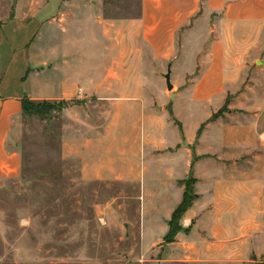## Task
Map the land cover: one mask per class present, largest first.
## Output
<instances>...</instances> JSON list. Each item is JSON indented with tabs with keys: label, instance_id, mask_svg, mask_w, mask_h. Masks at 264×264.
<instances>
[{
	"label": "rangeland",
	"instance_id": "1",
	"mask_svg": "<svg viewBox=\"0 0 264 264\" xmlns=\"http://www.w3.org/2000/svg\"><path fill=\"white\" fill-rule=\"evenodd\" d=\"M141 1L62 0L58 8L50 1L46 13H57L27 47L25 79L36 80L33 101L63 105L47 116L23 115L10 135L21 164L19 175L0 186V264H159L183 227L179 222L163 248L146 249L138 239L143 222L155 231L169 226L165 216L181 202L188 178L193 201L206 188L203 180L197 187L194 167L209 155H199L198 145L202 140L208 152L216 133L210 126H239L234 97L241 88L216 105L191 101L190 84H179V67L172 69L179 52L160 65L142 42ZM14 8L0 0V26ZM169 65L171 90L164 78ZM127 148L130 157L122 153ZM237 151L233 158H246ZM262 193L254 211L242 217L230 211L228 223L238 229L217 240L231 248L221 264H264ZM245 238L255 242L244 254Z\"/></svg>",
	"mask_w": 264,
	"mask_h": 264
},
{
	"label": "crops",
	"instance_id": "2",
	"mask_svg": "<svg viewBox=\"0 0 264 264\" xmlns=\"http://www.w3.org/2000/svg\"><path fill=\"white\" fill-rule=\"evenodd\" d=\"M50 1L7 0L15 8L0 26V186L20 172L21 160L17 151L9 148V138L23 116L22 99L38 98L30 88L35 78L31 74L25 79L27 47L43 21L57 13H46ZM61 1L55 0L56 8ZM137 23L142 42L160 65L179 52L172 69L179 67V84H190L191 101L216 105L228 93H235L237 86L241 88L234 97L241 111L240 124L219 131L210 126L208 130L216 133L210 134L208 152L203 150L202 140L199 143V155L208 154L209 158L195 163V177L197 187L203 180L201 186L206 188L195 191L198 197L179 221L183 230L156 260L159 264L189 259L195 264H221L231 248H224L227 242L218 244L217 240L238 229L228 223L230 211L238 210L241 217L249 208L254 211L255 197L264 193V141L259 140L264 135V0H142ZM259 85L263 91L258 90ZM237 150L246 158H233ZM122 153L129 156V149ZM219 167L222 173L215 172ZM234 198H238L236 204ZM240 216L232 218L239 220ZM160 225L156 231L149 223L140 227L138 239L146 249L157 244L164 247L169 226L167 222ZM254 242L245 238L244 254Z\"/></svg>",
	"mask_w": 264,
	"mask_h": 264
},
{
	"label": "trees",
	"instance_id": "3",
	"mask_svg": "<svg viewBox=\"0 0 264 264\" xmlns=\"http://www.w3.org/2000/svg\"><path fill=\"white\" fill-rule=\"evenodd\" d=\"M22 113L23 115H49L52 111L62 109L61 102H50L47 100L43 101H33L28 98H23L22 101ZM192 178H188L186 182V188L183 193V197L177 208L173 211L171 219L169 221V232L165 236V241L169 242L173 239L176 232L181 230L179 221L183 216L184 212L191 206L195 195L192 194V188L190 181ZM173 235V236H172Z\"/></svg>",
	"mask_w": 264,
	"mask_h": 264
},
{
	"label": "water",
	"instance_id": "4",
	"mask_svg": "<svg viewBox=\"0 0 264 264\" xmlns=\"http://www.w3.org/2000/svg\"><path fill=\"white\" fill-rule=\"evenodd\" d=\"M164 78H165V83H166L167 89L171 90L173 85L171 83V69H170V65L168 66L167 72L164 74Z\"/></svg>",
	"mask_w": 264,
	"mask_h": 264
}]
</instances>
